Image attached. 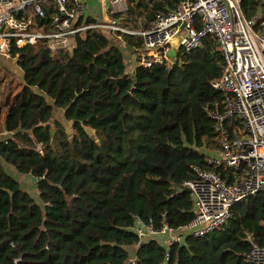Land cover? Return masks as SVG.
Instances as JSON below:
<instances>
[{
  "label": "trees",
  "instance_id": "16d2710c",
  "mask_svg": "<svg viewBox=\"0 0 264 264\" xmlns=\"http://www.w3.org/2000/svg\"><path fill=\"white\" fill-rule=\"evenodd\" d=\"M179 1L138 0L125 22L147 30ZM241 9L252 20L264 0H241ZM115 36L89 31L71 52L45 41L14 49L23 81L10 105L0 82V134L13 133L0 139V264H250L248 236L264 246V193L236 206L222 229L170 247L168 261L166 248L133 231L138 218H153L157 229L193 220L184 184L196 179L195 165L218 171L205 161L219 147L208 110L223 101L212 83L224 60L209 38L183 54L182 65L130 75L125 49L132 56L143 41ZM3 162L36 180L39 202ZM47 164L56 169L52 178Z\"/></svg>",
  "mask_w": 264,
  "mask_h": 264
},
{
  "label": "built area",
  "instance_id": "2783aa9c",
  "mask_svg": "<svg viewBox=\"0 0 264 264\" xmlns=\"http://www.w3.org/2000/svg\"><path fill=\"white\" fill-rule=\"evenodd\" d=\"M137 1L105 2L110 3L113 18ZM86 6L85 0H0V57L10 60L14 49L39 41H45L54 52L72 51L77 36L100 30L142 39V48L132 52L134 69L182 65V55L202 49L209 38L224 60L222 76L212 83L223 101L208 110L219 147L206 153L205 161L221 173L192 167L196 179L184 184L194 212L187 226L174 229L164 224L157 229L153 218H138L133 228L141 242L155 240L166 248L168 261L170 247L182 246L188 238L204 239L222 229L236 206L264 193V10L248 20L241 0H180L149 29L136 32L121 28L109 15L107 21L89 23ZM37 151L44 155L41 145ZM247 240L251 244L245 254L247 261L264 264V246L251 236Z\"/></svg>",
  "mask_w": 264,
  "mask_h": 264
},
{
  "label": "rangeland",
  "instance_id": "374dc122",
  "mask_svg": "<svg viewBox=\"0 0 264 264\" xmlns=\"http://www.w3.org/2000/svg\"><path fill=\"white\" fill-rule=\"evenodd\" d=\"M108 1V0H107ZM102 0H88L87 1V5L88 7L91 6L93 7L94 4L95 5H98V8L92 10V11H100L102 10ZM100 6V8H99ZM133 7V5L131 4H128V7H127V10L124 14H119V15H116L112 18L113 14L111 13L112 12V9H110V3L109 2H105L104 4V9H105V14L102 18H99L97 19V21H107V15H109V18L113 19V20H116L118 23H119V26L127 31H136V32H140L141 29H138V28H131V27H128L127 26V23L125 22L127 20V18H129V11L130 9ZM111 13V14H110ZM134 21V20H133ZM142 22V19H138V21L136 22L138 25H140ZM131 25L133 24L132 22L130 23ZM121 36V34H116L115 38H117L118 40H121L119 39ZM120 43H122L121 41H119ZM71 52V51H70ZM131 54V51L130 50H127L125 49V59H126V64L127 66L130 67L131 65V62L129 60V58L132 56H130ZM16 58H12L10 60L8 59H0V82L2 83V96L4 97V101H5V105H10L8 103V96L9 98H13L16 94V92L19 90V84H20V73L18 71V68H17V64H16ZM128 68V67H127ZM129 70V68H128ZM56 111V110H55ZM57 115V114H56ZM58 118V120L62 121L65 125V128L68 130V132L70 134H72V130H71V125L68 124L64 118H63V115H62V112L59 111V114L58 116H55ZM204 151V150H203ZM205 152V151H204ZM11 166V165H9ZM11 168H14L11 166ZM15 169V168H14ZM45 171H47L49 177H53L54 174H52L53 172L56 171L55 167L51 164H47L46 166V169ZM15 173L19 175V180L17 179V177L15 178L16 180L20 181V183L22 184V181L26 179L25 176L19 174L16 169H15ZM9 174L12 176L11 172H9ZM13 177V176H12ZM14 178V177H13ZM27 180H31V177H27ZM26 181V184L23 185V187H25L27 190H29V193H32L34 194V190L35 189V186H33V183L30 181L28 182ZM34 199H36V201L39 202V196L34 195ZM137 250L136 249H133L130 253L131 255Z\"/></svg>",
  "mask_w": 264,
  "mask_h": 264
},
{
  "label": "crops",
  "instance_id": "0c3cea01",
  "mask_svg": "<svg viewBox=\"0 0 264 264\" xmlns=\"http://www.w3.org/2000/svg\"><path fill=\"white\" fill-rule=\"evenodd\" d=\"M86 1V3H87V0H85ZM105 1L106 0H102V5H100V6H102V10H100V11H92V10H94V9H96V8H98V5H95L94 4V6L93 7H91V6H89L88 7V5L86 6V17L87 18H89V19H93V20H97V19H99V18H102L103 16H104V9H103V7H104V4H105ZM88 4V3H87ZM100 6H99V8H100ZM119 39H121V38H119ZM76 47V46H75ZM74 47V48H75ZM131 56V55H130ZM0 59H4L5 60V58H2V57H0ZM129 60H130V62H131V65H130V67H129V70H127V72L130 74V75H133L134 74V71H135V69H134V67H133V60H132V58L130 57L129 58ZM17 66V65H16ZM18 68V67H17ZM18 71H19V73H20V83H22V81H23V74H22V72L20 71V69L18 68ZM57 114V115H56ZM58 114H59V110H56L55 111V116H58ZM62 115H63V113H62ZM54 116V118L55 119H57L58 120V118L57 117H55ZM58 121H60V120H58ZM61 123H63L62 121H60ZM12 134L13 133H9V132H7V131H5L4 130V132L2 133V134H0V139H5V138H9V137H11L12 136ZM2 161V160H1ZM4 163V162H3ZM4 166H5V169H6V171L9 173V172H11V174H12V176L14 177V178H16L17 177V179L19 180V175L18 174H16L15 173V169L14 168H11V166H9V165H7V164H5L4 163ZM27 177H31V180H27ZM26 181H28V182H32L33 183V186H35V189H36V180L32 177V176H26V179L25 180H23L22 181V184L20 183V185H21V188L24 190V191H26L27 193H29V190H27L25 187H23V185H25L26 184ZM20 182V181H19ZM35 193H36V195H38V192H37V189L36 190H34V194H32V193H30L31 195H32V197L34 198V195H35Z\"/></svg>",
  "mask_w": 264,
  "mask_h": 264
},
{
  "label": "water",
  "instance_id": "95a60500",
  "mask_svg": "<svg viewBox=\"0 0 264 264\" xmlns=\"http://www.w3.org/2000/svg\"><path fill=\"white\" fill-rule=\"evenodd\" d=\"M58 52H61V51H58ZM171 56L173 57V58H175L176 57V52L175 51H173L172 53H171ZM54 135V132L52 133V136ZM185 192H187V193H189V189H185L184 190ZM143 244H141V246H142Z\"/></svg>",
  "mask_w": 264,
  "mask_h": 264
}]
</instances>
